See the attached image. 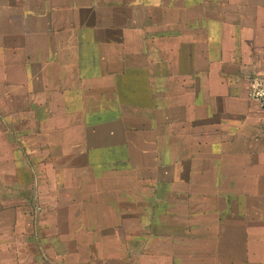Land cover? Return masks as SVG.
Segmentation results:
<instances>
[{
  "label": "crops",
  "instance_id": "1",
  "mask_svg": "<svg viewBox=\"0 0 264 264\" xmlns=\"http://www.w3.org/2000/svg\"><path fill=\"white\" fill-rule=\"evenodd\" d=\"M257 89L264 0H0V264H264Z\"/></svg>",
  "mask_w": 264,
  "mask_h": 264
},
{
  "label": "built area",
  "instance_id": "2",
  "mask_svg": "<svg viewBox=\"0 0 264 264\" xmlns=\"http://www.w3.org/2000/svg\"><path fill=\"white\" fill-rule=\"evenodd\" d=\"M257 86L258 85H253V87H257ZM254 96L258 97L261 100V102H263L264 104V89H261V90L257 89V92L254 93Z\"/></svg>",
  "mask_w": 264,
  "mask_h": 264
}]
</instances>
